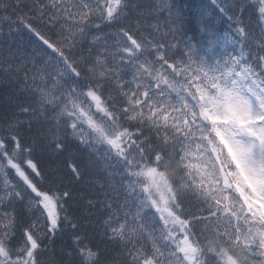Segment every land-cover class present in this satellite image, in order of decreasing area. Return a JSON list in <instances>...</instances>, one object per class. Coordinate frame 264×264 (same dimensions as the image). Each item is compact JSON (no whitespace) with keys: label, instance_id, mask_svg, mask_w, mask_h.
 <instances>
[{"label":"snow or ice","instance_id":"snow-or-ice-1","mask_svg":"<svg viewBox=\"0 0 264 264\" xmlns=\"http://www.w3.org/2000/svg\"><path fill=\"white\" fill-rule=\"evenodd\" d=\"M0 78V264H264V0H0Z\"/></svg>","mask_w":264,"mask_h":264},{"label":"trees","instance_id":"trees-1","mask_svg":"<svg viewBox=\"0 0 264 264\" xmlns=\"http://www.w3.org/2000/svg\"><path fill=\"white\" fill-rule=\"evenodd\" d=\"M142 2L145 5H151L154 3H158L159 0H142ZM174 2L178 8H182L184 12L189 14L201 5L210 4V0H174ZM149 22H153V21H151L150 18L145 19L144 21L145 24ZM160 22L163 23V20H161ZM217 27L221 32L227 30V25L219 19H217ZM27 38L28 36L25 33L23 37L18 38V43H20L22 49L26 53L31 54L33 46L28 42ZM1 80L3 81V84L0 85V117H4L10 114L14 110L13 106L16 102L14 94L18 95V93H17L16 84L13 80L4 79V78H1ZM38 160L40 165L45 167L51 163V160L46 153L40 154ZM70 211L79 212L80 208H78L77 205H73ZM70 243L71 241L69 239V236L65 235L63 241L57 242V247L59 248L58 253L62 247Z\"/></svg>","mask_w":264,"mask_h":264}]
</instances>
